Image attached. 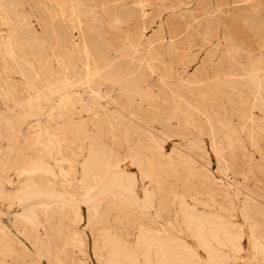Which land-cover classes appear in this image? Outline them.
Returning a JSON list of instances; mask_svg holds the SVG:
<instances>
[{
  "label": "rangeland",
  "instance_id": "374dc122",
  "mask_svg": "<svg viewBox=\"0 0 264 264\" xmlns=\"http://www.w3.org/2000/svg\"><path fill=\"white\" fill-rule=\"evenodd\" d=\"M217 263L264 264V0H0V264Z\"/></svg>",
  "mask_w": 264,
  "mask_h": 264
},
{
  "label": "bare ground",
  "instance_id": "6f19581e",
  "mask_svg": "<svg viewBox=\"0 0 264 264\" xmlns=\"http://www.w3.org/2000/svg\"><path fill=\"white\" fill-rule=\"evenodd\" d=\"M87 52V51H86ZM63 56V55H62ZM92 57V56H91ZM30 64V63H29ZM96 73V72H95ZM53 74V73H52ZM97 75V74H96ZM95 75V76H96ZM22 79V78H21ZM24 86V85H23ZM61 90V89H60ZM71 90V89H70ZM43 94V93H42ZM81 95V94H80ZM44 98V97H43ZM64 98V97H63ZM62 99V98H61ZM81 99V98H80ZM61 102V101H60ZM71 102V101H70ZM12 103V102H11ZM121 103V102H120ZM106 104V103H105ZM46 105V104H45ZM124 105V104H123ZM25 106V105H24ZM46 107V106H45ZM121 108V107H120ZM21 109V108H20ZM69 112V111H68ZM50 113V112H49ZM101 114V113H100ZM97 117V116H96ZM17 118V117H16ZM79 119V118H78ZM115 120V119H114ZM178 123V122H177ZM188 125V124H187ZM43 126V125H42ZM11 127V126H10ZM142 127V126H141ZM9 129V128H8ZM18 129V128H17ZM75 129V127H74ZM64 136V135H63ZM71 137V136H70ZM59 138V137H58ZM76 138V137H75ZM162 138V137H161ZM10 139V138H9ZM173 139V138H172ZM71 141V140H70ZM80 142V141H79ZM188 145V144H187ZM63 146V145H62ZM191 146V145H190ZM191 148V147H190ZM69 150V149H67ZM65 151V150H64ZM71 151V150H70ZM177 152V151H176ZM65 154V153H64ZM80 154V153H79ZM146 159V158H145ZM54 160V159H53ZM185 160V159H184ZM184 162V161H183ZM48 163V162H47ZM192 165V164H191ZM74 166V165H73ZM190 167V166H189ZM100 169V168H99ZM150 169V168H149ZM164 169V168H163ZM193 169V168H192ZM210 171V170H209ZM100 172V171H99ZM95 173V172H94ZM128 173V172H127ZM145 173V172H144ZM172 173V172H171ZM149 175V174H148ZM47 177V176H46ZM151 178V177H150ZM51 179V177H50ZM93 179V178H92ZM185 180V179H184ZM47 181V180H46ZM187 182V181H186ZM35 183V182H34ZM81 183V182H80ZM217 186V185H216ZM30 187V186H29ZM149 187V186H148ZM225 189V188H224ZM148 191V190H147ZM10 193V192H9ZM31 194V193H30ZM36 194V193H35ZM52 194V193H51ZM223 194V193H222ZM173 197V196H172ZM239 201V200H238ZM15 204V203H14ZM123 204V203H122ZM178 204V203H177ZM127 207V206H126ZM139 210V209H138ZM234 210V209H233ZM164 211V210H163ZM97 215V214H96ZM98 219V218H97ZM97 221V220H96ZM86 222V221H85ZM246 222V221H245ZM213 231V230H212ZM234 234V233H233ZM133 235V234H132ZM199 235V234H198ZM233 236V235H232ZM178 238V237H177ZM211 239V238H210ZM153 240V239H152ZM135 241V240H134ZM148 241V240H147ZM150 241V240H149ZM203 242V241H202ZM239 242V241H238ZM156 243V242H155ZM163 244V243H162ZM184 246V245H183ZM204 246V245H203ZM259 246V244H258ZM157 247V246H156ZM117 249V248H116ZM149 249V248H148ZM205 250V249H204ZM120 252V251H119ZM187 252V251H186ZM121 253V252H120ZM146 253V252H145ZM189 253V252H188ZM177 254V253H176ZM214 255V254H213ZM113 256V255H112ZM150 256V255H149ZM112 259V257H111ZM145 259V258H144ZM180 260V259H179ZM151 262V260H150ZM135 263V262H134ZM152 263V262H151ZM218 264V263H217Z\"/></svg>",
  "mask_w": 264,
  "mask_h": 264
}]
</instances>
